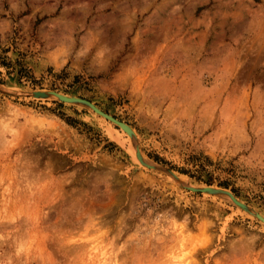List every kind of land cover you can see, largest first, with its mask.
I'll return each mask as SVG.
<instances>
[{"label": "rangeland", "instance_id": "obj_1", "mask_svg": "<svg viewBox=\"0 0 264 264\" xmlns=\"http://www.w3.org/2000/svg\"><path fill=\"white\" fill-rule=\"evenodd\" d=\"M253 213L264 0H0V264H264Z\"/></svg>", "mask_w": 264, "mask_h": 264}, {"label": "water", "instance_id": "obj_2", "mask_svg": "<svg viewBox=\"0 0 264 264\" xmlns=\"http://www.w3.org/2000/svg\"><path fill=\"white\" fill-rule=\"evenodd\" d=\"M33 97L35 98H54L56 100H58L59 102L62 103H66V102H70V103H74L76 105H82L88 109H91L94 113H97L101 116H104L108 121H111L112 123H114L116 126H118L121 130L125 131L127 134L129 135H133V132L131 129H129V127L124 124L123 122L117 120L115 117L110 116L109 114L99 110L95 105H93L91 102L82 99V98H77V97H70L67 98L65 95H62L58 92L55 91H35L33 92ZM205 189H199L196 193H202ZM231 196V195H229ZM232 199L235 200V202L237 203L238 206H240L243 210H247V211H251L249 209L248 206H246L245 204H241L237 201V199L232 196ZM257 219L260 220V218H258V216H256ZM264 222V220H262Z\"/></svg>", "mask_w": 264, "mask_h": 264}, {"label": "bare ground", "instance_id": "obj_3", "mask_svg": "<svg viewBox=\"0 0 264 264\" xmlns=\"http://www.w3.org/2000/svg\"><path fill=\"white\" fill-rule=\"evenodd\" d=\"M67 97V96H66ZM67 98H70V97H67ZM66 103H70V102H66ZM71 104H74V103H71ZM93 104V103H92ZM94 105V104H93ZM82 106V105H81ZM99 109V108H98ZM100 110V109H99ZM102 111V110H101ZM97 114V113H96ZM99 115V114H98ZM101 116V115H100ZM111 116V115H110ZM102 117H104V116H102ZM105 118V117H104ZM106 119V118H105ZM111 122V121H110ZM125 124V123H124ZM128 126V125H127ZM129 127V126H128ZM129 129H131L130 127H129ZM132 130V129H131ZM125 132V131H124ZM132 132H133V135H130V136H132V137H134L135 136V133H134V131L132 130ZM129 135V134H128ZM138 152V151H137ZM132 153H134V150H133V152ZM135 155V154H134ZM172 175V174H171ZM179 179V178H178ZM180 180V179H179ZM190 187V186H189ZM190 188H192V187H190ZM189 188V189H190ZM193 189H195V188H192V190ZM205 190L203 191V192H207V193H210V194H222V195H226V196H228L230 199H231V201H233L234 202V204H236L237 205V203L235 202V200H233L232 199V194L230 193V192H224V191H218V190H216V189H212V188H204ZM191 190V189H190ZM194 191H198V190H194ZM229 195H231V196H229ZM238 201V200H237ZM239 202V201H238ZM239 203H241V202H239ZM242 204V203H241ZM238 206V205H237ZM240 207V206H239ZM241 208V207H240ZM254 211V210H253ZM253 211H251V212H253ZM255 213H253V214H250L251 216H253V217H255V216H258V218H260V221H262V220H264V216L263 215H260V214H255ZM255 218H257V217H255ZM263 222V221H262ZM264 223V222H263Z\"/></svg>", "mask_w": 264, "mask_h": 264}, {"label": "trees", "instance_id": "obj_4", "mask_svg": "<svg viewBox=\"0 0 264 264\" xmlns=\"http://www.w3.org/2000/svg\"><path fill=\"white\" fill-rule=\"evenodd\" d=\"M68 121L70 122V121H71V119H68V118H67V122H68ZM183 173H184V172H183Z\"/></svg>", "mask_w": 264, "mask_h": 264}]
</instances>
